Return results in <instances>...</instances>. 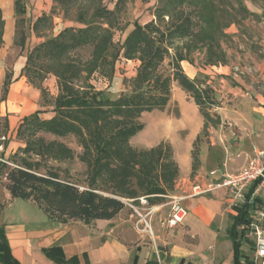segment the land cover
Masks as SVG:
<instances>
[{
  "label": "trees",
  "instance_id": "16d2710c",
  "mask_svg": "<svg viewBox=\"0 0 264 264\" xmlns=\"http://www.w3.org/2000/svg\"><path fill=\"white\" fill-rule=\"evenodd\" d=\"M53 1L67 4L65 0ZM102 2L95 0L91 21L80 9L77 22L85 28L66 29L28 53L23 70L27 79H31L30 66L37 60L44 63L42 69L46 75L57 79L59 94L54 104L55 116L43 120L40 117L42 111H37L27 117L18 130V139L25 147L10 159L14 166L0 162V171L8 169L6 178L13 199L34 201L48 215L86 224L114 219L125 209L121 199L146 196L151 204H156L174 190L180 168L171 146L162 142L148 150L138 151L130 141L144 130L145 126L140 122L144 113L164 111L168 106L173 81L192 96L204 117V130L208 129L213 120L209 107L204 105L207 99L213 103V91L204 82L191 80L181 63L189 61L194 53L200 51L204 53L206 65L226 64L228 57L221 40L225 29L238 22L231 13L235 11L233 3L243 7L241 0H159L155 21L145 26L135 23L124 46L117 49L111 28L94 22L102 19L110 25L115 17V12L103 7ZM15 11L16 15L25 13L20 0H15ZM244 13H248L247 10ZM51 24L52 17L44 15L37 19L33 29L38 33L42 26L48 28ZM4 29L5 21L0 9V48ZM20 47L25 49V40ZM87 47H92L88 61L72 57L73 51ZM122 49L126 58H138L141 65L136 78L127 86L131 92L122 93L112 100L89 82L97 72L111 80ZM166 59H170L173 76L161 73ZM78 81H82V86L75 85ZM8 85L7 81L5 88ZM33 86L44 95L45 89ZM40 133L59 138L74 136L78 140L83 150L79 160L87 165L93 188L80 190L62 180L50 167H47L46 174L41 173L46 169V162L72 161L76 155L62 142H47L38 136ZM198 166L199 159L193 152L192 174ZM99 181L109 186V196L101 195L95 188ZM251 192L245 196L244 203L236 207L238 214L232 217L233 224L228 231L234 264H242L243 259L250 264L242 252L245 239L242 228L251 223L259 205L258 200H250ZM0 264H21L12 256L4 228H0ZM146 264L160 262L154 258Z\"/></svg>",
  "mask_w": 264,
  "mask_h": 264
},
{
  "label": "rangeland",
  "instance_id": "374dc122",
  "mask_svg": "<svg viewBox=\"0 0 264 264\" xmlns=\"http://www.w3.org/2000/svg\"><path fill=\"white\" fill-rule=\"evenodd\" d=\"M1 1L5 2L6 0ZM65 1L67 2L66 5H60L53 0H20L25 13L23 15H16L15 17V46L20 47L22 40H25V48L30 52L39 44L56 38L66 29L73 28L78 30L85 28V25L77 22V15L80 9H83L87 20L91 21L95 0ZM158 1L103 0L102 6L114 11L115 17L111 20L110 25H107L106 20L102 19L94 22H101L104 24V28H111L114 44L117 49H121L123 39L134 29L135 23L146 25L155 19L153 15ZM241 1L243 7H239L234 2L235 11H231L238 20L237 23L231 25L236 28L237 36L226 33L227 28L224 32L225 36L221 40L222 47L228 56L227 64L230 62L237 63V65L251 64L257 57H264V0ZM7 9L8 7L5 6L6 13ZM245 10L248 13H244ZM43 15L52 17V24L48 28L45 25L42 26L41 31L37 33L34 31L33 25ZM17 28L19 35H17ZM176 46H178V43ZM122 50L120 57L122 56ZM91 52L92 47H87L73 51L71 55L73 58L86 62L90 59ZM171 54H174L173 49ZM120 57L115 64V67L118 66V68H115L111 80L97 72L93 74L89 82L94 89L104 91L108 98L112 100L117 99L122 93L131 92L127 86L138 74L137 72L133 76L135 72H131V66H128V64L123 65ZM135 59L140 61L138 58ZM203 59L204 53L197 51L190 57L189 61L195 67H203V65L206 66ZM40 62L37 60L35 64L30 66L31 79H28V82L31 85H38L45 89V93L41 97V107L45 109L46 116L44 118H50L55 116L53 110L56 94L59 93V89H56L58 88V82L56 81L54 84L50 82L53 76L46 75L43 72L42 67L44 63ZM169 63L170 59H166L161 68V73L165 76H173L174 73ZM214 72H216L217 78L221 76L218 71ZM126 74L130 76H126ZM187 74H189V71H187ZM251 76L250 73H242L239 67V69L233 70L232 76L226 77L229 87H241L240 89L242 91L238 90V95L231 93L228 88H224V85L221 88L217 84L216 91L211 88L214 98L213 103H210L207 99L204 105L209 107L208 112L213 120L209 123L207 130L203 129L205 120L201 116L199 107L196 105L194 99L175 81L171 84L170 102L165 110L144 113L141 116L140 122L145 127L142 132L131 139L130 144L134 149L138 151L148 150L162 142L166 143L173 149L174 158L180 166L177 150L179 148L184 150L187 144V146H191V152L196 153L199 159V166L196 172L194 174L189 172L186 176L180 173L176 180L174 190L168 193L167 197L169 199L165 198L159 203L168 205L171 201L170 197L186 196L185 194L190 192V189L188 190L187 188L189 183H193L196 179L218 183L220 181H216L217 178H221L224 175L237 174L254 156L256 150L264 151V120L255 111L257 100L252 95V89L248 88L253 85ZM195 80H200L207 86L209 79L207 75L201 73ZM242 81L247 85L245 86ZM75 85L82 86V81L76 82ZM255 89L259 91L258 88ZM263 89L264 86L261 87L260 92L264 93ZM52 92H54V95H52ZM236 114L239 115L237 116ZM38 136L44 138L47 142H62L74 150L76 155L72 161L50 160L46 162L47 166H45L46 169L41 170L42 174H46L47 167H50L52 172L57 173L62 180L76 185L80 190L93 188V184L89 179V169L86 164L79 160V156L83 152L82 147L74 136L59 138L44 133H40ZM197 136L198 140L193 146ZM9 165L11 167L14 166L13 163ZM0 181L2 183L3 179H0ZM95 188L99 189L98 192L103 196L110 195L109 186L102 181H99ZM30 202L35 206L37 205L46 214L44 208L34 201L30 200ZM15 206L19 211L23 207H26L29 222L36 220L33 217L34 214L30 213L32 209L35 210L36 208L37 213L42 215L38 207L31 208L27 201L18 199ZM130 213L133 217V213L131 211ZM50 216L52 217H49L50 220L55 218L54 215ZM40 218H37L39 222L42 220ZM162 230L164 234H168L172 229H167L164 226ZM154 234L158 251L161 247L157 239V234L155 232ZM145 240L153 245V240L150 236H146ZM153 247L155 250V245ZM244 250L243 253L246 256H248L247 254L251 255V252H253V248L248 244L244 245ZM223 252L228 253V248L224 247Z\"/></svg>",
  "mask_w": 264,
  "mask_h": 264
},
{
  "label": "crops",
  "instance_id": "0c3cea01",
  "mask_svg": "<svg viewBox=\"0 0 264 264\" xmlns=\"http://www.w3.org/2000/svg\"><path fill=\"white\" fill-rule=\"evenodd\" d=\"M5 6L8 7L7 13ZM0 9L5 21L3 44L0 48V136L7 137L1 158L9 163L18 150L25 147V144L18 139V130L24 120L37 111H42L40 117L45 120L52 117L44 118L46 113L45 109L41 107L42 93L29 84L28 79L23 75L29 51L27 48L23 50L14 44L15 0H6L5 2L0 0ZM226 33L237 36L234 26L229 27ZM127 37L123 39L122 47ZM123 54L124 50L120 57L121 63L131 66V72H135V74L133 73L135 76L141 62L135 58L128 59ZM222 65L224 64L217 65L219 67L209 65L195 67L190 61L181 63L184 73L191 80H195L199 74L204 73L209 79L208 87L216 91L217 84L221 88L224 85V88H228L234 95L239 94L238 90H241V87H229L227 78L232 76L233 70L239 69V67L242 73H250L253 85L248 88L252 89V95L257 100L255 111L264 120V93L260 92L261 87L264 86V57H257L251 64L237 65V63L230 62ZM115 68L117 69L118 66ZM214 71H218L221 76L217 78ZM126 76L130 75L126 74ZM7 81L9 85L5 88ZM56 81L54 76L50 80L53 84ZM242 83L245 85L244 81ZM255 88H258L259 91ZM201 116L203 117L202 114ZM197 139L198 136L195 142ZM177 156L180 173L186 176L192 172L193 152H191V146L186 144L184 150L179 148ZM7 170L0 171V179H3L2 183L0 181V228L5 230L12 256L21 264H146L154 258H158L160 264H234L233 245L229 239L228 231L233 224L232 217L238 214L236 207L242 205L244 201L234 202L233 196L227 189H218L196 198H186L183 205L188 211V217L183 224L172 229L168 234H164L162 229L163 222L170 214V207L159 202L154 204L161 206V210L154 217L152 224L161 247L156 253L153 245L146 242L144 236L135 233L134 220L127 209L110 221L98 220L86 224L80 220L65 219L59 216L50 220L49 217L52 218L50 215L44 214L37 205L27 201L31 208L38 207L42 213L40 215L36 208L32 209L30 213L34 214L33 217L36 220L29 222L26 207L19 211L15 206L18 199H13L9 191V182L6 178ZM3 172L4 174H2ZM224 178L225 175L217 178L216 181L221 182ZM210 183L215 182L196 179L193 183H189L188 187H185L191 190L195 184ZM37 218L42 220L39 222ZM243 242L242 252L245 251L244 245L248 244L252 247L245 239ZM224 247L228 248V253L223 252ZM251 253V255L245 256L250 264H254L253 252ZM242 264H247V261L243 259Z\"/></svg>",
  "mask_w": 264,
  "mask_h": 264
},
{
  "label": "built area",
  "instance_id": "2783aa9c",
  "mask_svg": "<svg viewBox=\"0 0 264 264\" xmlns=\"http://www.w3.org/2000/svg\"><path fill=\"white\" fill-rule=\"evenodd\" d=\"M0 153L4 150L6 136H0ZM0 162L8 163L0 158ZM218 189H227L233 196L234 202L245 201V195L251 192V201L258 200L259 205L253 215L251 223L242 229L245 232V240L252 245L254 264H264V151L256 150L246 167L233 175H226L218 183L195 184L186 196L170 197V214L163 222L167 229H175L188 217V211L183 205L186 198H196L210 194ZM164 198H167L164 197ZM126 209L133 213V229L140 236H150L155 245L156 240L153 230L154 217L160 212L161 206L151 204L149 197L143 196L137 199H121Z\"/></svg>",
  "mask_w": 264,
  "mask_h": 264
}]
</instances>
